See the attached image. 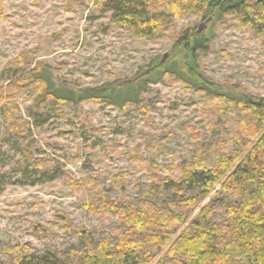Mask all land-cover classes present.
I'll use <instances>...</instances> for the list:
<instances>
[{
  "label": "rangeland",
  "instance_id": "374dc122",
  "mask_svg": "<svg viewBox=\"0 0 264 264\" xmlns=\"http://www.w3.org/2000/svg\"><path fill=\"white\" fill-rule=\"evenodd\" d=\"M185 31L211 38L197 60L206 77L224 90L244 88L264 97V35L234 20L190 13L174 18L164 34L140 37L114 24L112 12L93 0H0V87L30 81L42 70L62 96L68 94L63 88L75 95L100 90L109 96L112 90L125 102H64L33 85L14 98L16 128L0 113V179L16 180L26 169L39 178L30 165L40 161L62 172L53 181L9 184L0 195V261H9L17 248L63 256L86 238L114 236L124 226L121 218L91 213L90 206L108 199L139 208L148 199L151 174L173 179L176 168L192 160L193 134L204 143L232 136V125L208 122L200 93L167 73L184 68L176 40ZM220 190L200 200L177 236L218 196L238 201ZM169 197L164 192L160 199L167 210ZM172 243L152 264H161Z\"/></svg>",
  "mask_w": 264,
  "mask_h": 264
},
{
  "label": "trees",
  "instance_id": "16d2710c",
  "mask_svg": "<svg viewBox=\"0 0 264 264\" xmlns=\"http://www.w3.org/2000/svg\"><path fill=\"white\" fill-rule=\"evenodd\" d=\"M93 1L112 12L114 24L140 37L164 34L174 18L190 13H200L203 17L213 15L216 20H234L239 27L264 35V0ZM210 40L203 33L183 32L176 40V47L183 50L184 68L181 73L175 69L167 73L200 93L208 122L232 125V136H220L204 143L199 135L193 134L192 160L178 166L179 174L173 179L151 174L152 183L146 187L148 199L139 208L119 206L108 199L90 206L91 213L121 218L124 226L117 228L114 236L98 242L86 238L63 256L52 252L23 253L17 248L15 256L0 264H152L172 242L161 264H264V97L244 88L233 92L224 90L200 71L198 56L208 49ZM36 73L31 79L33 84H27L31 80H12L0 87V113L14 126L12 128H16L14 121H18L13 113L18 110L14 98L33 85L64 102L105 101L119 107L125 103H119V99L110 94L112 90L105 92L109 96L102 95L104 92L100 90L75 95L72 90L63 88L61 91L68 94L62 96L49 74H42V70ZM146 165L150 171L156 167L154 163ZM30 166L40 172L37 173L39 178H34L27 169L22 177L13 181L4 175L0 179V195L9 184L34 185L53 181L62 173L60 167L52 166L49 161ZM113 182L116 187L122 185L119 177ZM218 185L222 193L235 196L238 201L230 202L218 196L201 209V220L193 221L177 236L178 229L187 223L200 200ZM164 192L170 195L165 199L169 210L160 204ZM76 234L82 236L83 232ZM4 251L8 255L13 253L11 248Z\"/></svg>",
  "mask_w": 264,
  "mask_h": 264
},
{
  "label": "water",
  "instance_id": "95a60500",
  "mask_svg": "<svg viewBox=\"0 0 264 264\" xmlns=\"http://www.w3.org/2000/svg\"><path fill=\"white\" fill-rule=\"evenodd\" d=\"M205 24H202L201 26H200V32L202 31V27L204 26ZM166 57V56H165Z\"/></svg>",
  "mask_w": 264,
  "mask_h": 264
}]
</instances>
